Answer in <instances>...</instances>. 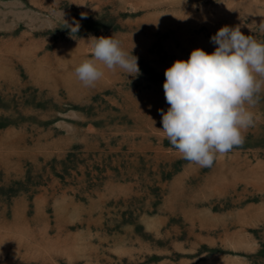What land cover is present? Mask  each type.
I'll return each mask as SVG.
<instances>
[{"label": "rangeland", "instance_id": "1", "mask_svg": "<svg viewBox=\"0 0 264 264\" xmlns=\"http://www.w3.org/2000/svg\"><path fill=\"white\" fill-rule=\"evenodd\" d=\"M262 20L264 0H0V264H264V86L244 144L210 168L159 111L176 60L212 53L225 25L264 42ZM91 36L141 74L97 62L85 87Z\"/></svg>", "mask_w": 264, "mask_h": 264}, {"label": "clouds", "instance_id": "2", "mask_svg": "<svg viewBox=\"0 0 264 264\" xmlns=\"http://www.w3.org/2000/svg\"><path fill=\"white\" fill-rule=\"evenodd\" d=\"M64 22L72 36L79 31L78 21ZM258 27L264 32V20ZM210 39L217 45L212 53L196 48L187 60H176L165 70L163 89L170 107L159 110L161 131L170 145L183 159L208 168L218 154L244 144V133L255 122L250 108L264 86V42L243 34L239 25L222 26ZM87 44L91 58L75 68L85 87L95 86L104 75L97 62L134 78L141 74L138 57L113 36H91Z\"/></svg>", "mask_w": 264, "mask_h": 264}]
</instances>
